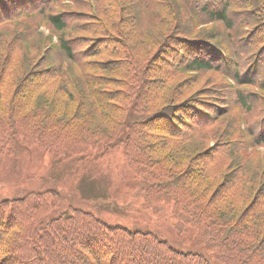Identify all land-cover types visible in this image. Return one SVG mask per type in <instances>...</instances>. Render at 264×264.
<instances>
[{
    "label": "trees",
    "instance_id": "obj_1",
    "mask_svg": "<svg viewBox=\"0 0 264 264\" xmlns=\"http://www.w3.org/2000/svg\"><path fill=\"white\" fill-rule=\"evenodd\" d=\"M61 1L0 0V155L39 147L55 160L101 161L121 149L146 203L171 204L192 245L63 208L59 187L29 189L0 200V264H264V95L251 89L264 91V0H131L118 42L102 21L89 40L69 37L76 11L57 10ZM176 17L222 23L229 44L220 27L176 33ZM44 22L58 43L13 77L10 38L26 41ZM145 55L143 71L120 65ZM207 72L222 82L184 95ZM241 109L260 115L241 127ZM222 166L233 168L217 182L212 167Z\"/></svg>",
    "mask_w": 264,
    "mask_h": 264
},
{
    "label": "rangeland",
    "instance_id": "obj_2",
    "mask_svg": "<svg viewBox=\"0 0 264 264\" xmlns=\"http://www.w3.org/2000/svg\"><path fill=\"white\" fill-rule=\"evenodd\" d=\"M167 1L173 2L175 6L176 2L180 0ZM130 2L131 0H62L56 8L59 11L63 9L76 11L75 22L71 25L75 27L69 31V37L80 36L83 40H89L88 37H94L98 32H101L100 29H95L97 24L102 21L105 30L111 35V39L118 42L121 38L114 36L115 30L119 28L118 17ZM153 8L160 10L158 2L153 5ZM161 11L165 13L166 10ZM195 13L198 14V10ZM149 17H153V15L147 9L146 16L143 17V24L147 23ZM106 19H109V22ZM177 21L178 18L176 17L171 25L176 24V33L183 31V34L209 32L216 29V27H220L223 33L217 34L218 38L224 41L225 45L229 44L222 23H206V20L198 19V17H196V21L194 18L192 25L188 20L179 24H177ZM141 31L146 32L145 25H143ZM21 33H24V31L22 30ZM122 34L127 37V28L123 29ZM13 36L9 40L16 56L11 66L13 77L14 73L18 75L26 71L25 67H18L20 62H31L39 57H44L48 49L53 47L51 41L55 44L59 40L58 33L46 23L39 26L38 29L28 32L25 37L26 41L24 39L14 41ZM239 36L237 34L236 38H239ZM99 40H102V38ZM156 42L157 40H155V45L149 47L150 52L156 46ZM147 60L145 55L136 63L137 61L134 62V57H132L131 62L120 61V65L124 67V71L128 74L132 70L130 67L135 64L138 65L139 70L143 71L148 65ZM189 75L192 74L187 76ZM195 79L197 84H191L184 95L208 85H215L217 82L221 83L223 78L216 73L207 72L196 75ZM251 89L264 95V91L259 88ZM241 110H235L238 112V116L233 118L237 120L241 127L247 125V120L256 121L260 115L258 111L248 115L243 109ZM218 129H222V126L219 125ZM209 136V142L206 140L205 143L208 142L212 148L217 147L218 143L214 134L209 133ZM203 138L205 137L199 135L196 139L202 141ZM255 151L263 154L264 146L257 147ZM232 168L233 166L212 167V171L218 175L217 182L222 176L224 179L227 178L226 173L230 172ZM53 187H59L64 194L61 203L63 208L76 205L96 213L113 224H121L133 229L155 231L178 247L188 248L186 245H192V241H185L183 237L177 235V230L174 228L175 219L172 215L171 204L166 203L154 207V204L146 203L144 196L139 193V180L128 167L121 149L116 150L110 158L101 161L92 158L81 161L77 159L55 160L49 153L39 147L24 149L17 155H0V200L19 196L29 189ZM256 191L257 188L250 191V199L257 195ZM154 208H157V210Z\"/></svg>",
    "mask_w": 264,
    "mask_h": 264
}]
</instances>
